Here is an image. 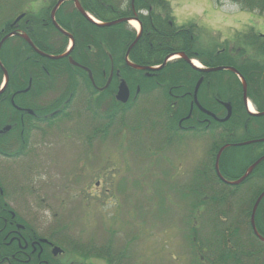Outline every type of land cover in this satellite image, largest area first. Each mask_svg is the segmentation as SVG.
<instances>
[{
	"label": "flooded vegetation",
	"instance_id": "flooded-vegetation-1",
	"mask_svg": "<svg viewBox=\"0 0 264 264\" xmlns=\"http://www.w3.org/2000/svg\"><path fill=\"white\" fill-rule=\"evenodd\" d=\"M134 1L130 2L133 15L123 18H134L141 14V10L135 9ZM78 2L82 8L85 7L81 0H39V8L32 10V28L23 24L26 17L24 13V17L14 18L7 30L0 29V264H129L124 255L113 256L111 262L105 259L102 253H91L89 257L86 256L87 259L83 257V261L78 256L71 258L69 244L65 243V239L52 227L47 226L45 220L40 218L33 208L35 204L39 207L35 195L39 193L41 162L48 159L56 146H65L71 139L78 140L80 147L75 159V170H78L75 171V176L67 177L70 180L66 183V188L70 190L68 194L80 192L82 197L91 187L88 186L87 179L96 176L101 180L97 181L96 190L107 178L112 179L111 187L114 188V179L117 177L115 173H118L120 166L117 139L119 120L121 113L127 108L124 114V117L128 118L125 123L127 129H124V132L132 135L128 140L129 149L138 141H144L146 147L151 146L153 142L156 143L154 146L169 144L170 142L161 143L158 140V137H161L162 125L168 129L176 128L169 132L173 136L170 141H178L173 151L176 155L180 149L182 158L184 145L179 139V134L182 136L183 132L198 131L202 133L201 131L213 129L216 123L224 129L225 135L230 136L223 144L230 145L229 148L247 147V142L264 137V26L260 21L255 20L251 25L249 20L243 21L245 30L239 34L240 39H236L228 48L222 47L216 52L217 55L228 53L233 59H237L236 61L239 60L237 69L246 83L245 92V85L236 73L233 74L237 78H220L216 74L197 70L194 88L201 82L198 92L195 94L193 89L192 93L186 90L183 94L190 97L188 113L182 116L176 112L177 116L174 117V104L177 111H180L182 95L155 90L141 92L140 87L132 91L127 83L130 98L123 104L117 100L122 79L118 78L112 96L120 107L116 106L114 109L113 105V112H108L107 106L113 99L105 100L103 92L114 83L115 75L118 77L119 72H114L116 60L112 53H109L112 69L104 85H97L93 70L86 63L79 61L75 33L80 28V23L74 15V9L80 15L83 14L78 8ZM117 6L127 7L123 3ZM139 31L142 37V22ZM23 35L31 39L33 46ZM20 39L30 45L31 54L24 56V51L15 52L16 46H23ZM92 47L87 48L90 50ZM104 48L102 45L100 48L95 46V54L89 55V63L99 64L101 58L98 57L102 56ZM105 52L109 51L105 49ZM64 54L66 56L61 59L50 57ZM4 55L11 59L13 69L10 70L5 64ZM30 56L31 64L28 63ZM54 61H62L59 64L63 67L56 68V63L52 64ZM124 61L126 63V53ZM66 63L83 71L90 79L93 89L89 90L83 76L77 72L76 79L80 89L74 94ZM204 65V69L209 67L206 63ZM23 69L25 73H19ZM109 80L110 83L105 88ZM235 80L241 82L240 90ZM220 81H223V84L233 82L236 90L227 87L224 94H220L217 91L218 85H221ZM166 93L171 94V98L162 100L161 94ZM154 95L157 96L154 98ZM141 104H144L143 116L139 115L140 109L136 110ZM182 104L185 108L184 102ZM229 109L232 111L229 120L220 122L228 115ZM169 110L170 113H165ZM141 117L143 122L138 121ZM168 117L171 121H163ZM234 117L239 119V124L233 126L230 120ZM188 119H192L190 125L184 122ZM198 139L201 145L206 142L205 137ZM208 142L209 140L205 144ZM94 145L96 148L93 150ZM164 149L167 148L161 147L163 152ZM114 152L118 155L113 156ZM105 155L111 163V167L106 166L109 170H105V165H99L98 159L103 160ZM263 155L264 153L260 154L256 159ZM162 156L166 159L170 157L165 154ZM123 162L127 165L126 160ZM152 164L150 161V167ZM144 225H147L146 221ZM56 246L63 249L57 255L54 254ZM112 246L114 247L113 244ZM166 254L168 255V251Z\"/></svg>",
	"mask_w": 264,
	"mask_h": 264
},
{
	"label": "trees",
	"instance_id": "trees-1",
	"mask_svg": "<svg viewBox=\"0 0 264 264\" xmlns=\"http://www.w3.org/2000/svg\"><path fill=\"white\" fill-rule=\"evenodd\" d=\"M31 0H0V29H8L9 23L22 11L27 9L25 5ZM84 2L86 11H89L100 20L105 22L113 21L121 17L132 16V4L127 3V7H117L118 0H81ZM232 3L240 6L242 10L264 12V0H230ZM159 4V6L156 5ZM134 6L136 10H148V15H136L141 20L144 28V33L141 39L133 47L130 52V60L140 64L157 66L161 65L164 60L172 53L185 52L190 58H198L201 62L206 63L208 66H223L231 65L239 67L238 63L233 56L228 53L216 54V50L212 48H204L197 50V36L195 32V25H177L173 21V15L169 1L167 0H135ZM151 8V10H150ZM160 10V11H159ZM128 11V12H127ZM123 12V13H121ZM127 12V13H126ZM74 15L80 23V28L75 33L77 40V51L79 53V61L86 63L94 72V78L97 85H104L106 77H108L112 65L110 62L109 53H112L115 63L114 72L118 71V77L115 75L114 83L103 92V98L113 99L112 103L108 104L107 111L113 112V108H119L120 105L116 104L112 96L115 88V81L118 78H124L130 85L132 91L140 87L143 91H165L172 92L173 94H183L186 90L192 92L194 85V70L184 59L178 58L167 63V65L157 71H141L133 69L124 61L125 53L129 45L134 41L137 36L135 30L131 29L127 23H120L111 27H103L87 21L74 9ZM70 16V15H69ZM34 14L27 12L23 24L32 28ZM22 45L15 47L16 53L24 51L26 54L32 53V48L25 41L20 39ZM78 42L79 45L78 46ZM105 47L99 64H91L88 61L91 53L95 54L94 47ZM88 46H93L88 50ZM105 49L109 52L106 53ZM5 64L13 69L11 59L7 58ZM232 61H228V60ZM32 56L29 57L28 63L31 64ZM62 61H54L56 68L63 67ZM69 79L71 82V89L74 94L80 89L79 81L76 79V74L79 72L87 84L89 90L93 89L90 79L85 76L81 70L66 63ZM9 70V71H10ZM16 70V69H15ZM25 73V69L19 73ZM54 72V71H53ZM18 73V74H19ZM11 74V71H10ZM225 74L230 76L234 75L229 71L218 72L220 78ZM13 75L11 74V77ZM2 72H0V80ZM235 78L236 75H234ZM236 81V80H235ZM239 86L238 80L236 81ZM218 85L217 91L224 94L226 88L231 87L236 90L234 84L227 82ZM182 85V86H181ZM175 92V93H174ZM171 98V94H161V99L166 100ZM174 101L176 99L173 98ZM181 108L177 111L176 104H174L173 116H177L178 112L182 116H186L190 108L189 96L182 95ZM108 101V100H107ZM106 102V101H105ZM184 102V105L182 104ZM117 106V107H116ZM128 109V108H127ZM124 110L121 113L119 120L120 126H125L128 118L124 117L126 113ZM144 109L139 110V115H144ZM170 113V110L165 112ZM139 117V116H138ZM143 122V118L138 119ZM163 121H171V118L164 119ZM192 119L185 120L184 122L191 124ZM230 123L234 125L239 124L238 118H232ZM227 125V123H225ZM162 129H168L162 125ZM176 129V128H172ZM168 130L161 134L166 141H170L173 136L169 135ZM195 132L197 138L205 137L206 142L209 140V151H207L205 159L202 161L201 166L196 168L194 177L192 178L189 187L182 190L187 199L183 200V206L177 219L182 222L183 237L188 241L190 248L195 256V260L203 264V260L208 264H264V243L260 242L252 233L249 223L246 221L240 223L239 220L229 221L232 210L234 209V202L226 203L227 201V187L217 177L215 170V157L219 148L229 140V135H225L224 129L216 123L213 129L206 131ZM200 133V134H199ZM180 137V134H179ZM157 140V138H155ZM160 140V137H158ZM264 143L256 145H248L242 148H229L221 157L220 170L224 177L229 180L240 177L245 170L251 165L256 158L264 153ZM259 169V168H258ZM258 169L255 171L257 173ZM260 176L264 181V165L259 169ZM255 176V175H254ZM253 176L249 179L252 180ZM214 182V183H212ZM239 187V186H238ZM234 187L232 193H238L239 188ZM264 189V185L257 186L252 197L253 204L256 197ZM212 192V193H209ZM220 195V197L218 196ZM248 207L245 208V210ZM186 212L188 218L182 219L183 213ZM245 214V211H244ZM251 207L247 209V215L250 217ZM256 223L259 231L264 235V200L260 204ZM194 246V249H193ZM206 249L212 250L213 254H206ZM104 253H107L112 258L115 252L111 249L110 245H105L101 248ZM211 259L213 260L211 262ZM53 264H59L55 262ZM205 264V263H204Z\"/></svg>",
	"mask_w": 264,
	"mask_h": 264
},
{
	"label": "rangeland",
	"instance_id": "rangeland-1",
	"mask_svg": "<svg viewBox=\"0 0 264 264\" xmlns=\"http://www.w3.org/2000/svg\"><path fill=\"white\" fill-rule=\"evenodd\" d=\"M38 1L30 2L29 7L37 10ZM171 1L175 11L196 7L203 9L202 15L186 16L182 24L195 25L198 45L196 49L199 51L204 48L212 50L213 44L217 50L224 45L235 43L236 39H240V35L236 33L242 30V27L238 29L232 25L241 26L245 20H249L250 25L255 20L261 23L264 21V12L242 10L230 0H211L208 4L203 3V0ZM117 3L119 4L120 0ZM156 5L159 6L158 3ZM235 15L237 17H234ZM242 16L247 18L242 19ZM174 22L177 24L176 18ZM131 137L130 133L124 131L117 134L118 154L125 156V159L114 152L113 156L118 155V159L120 158L114 188L111 187V178L104 179L95 196L93 194L96 189L90 187L88 190L91 191L82 197L79 193L70 196L68 194L70 190L66 188V183L70 181L67 177L75 176V171L78 170H75V159L79 153V141L71 139L65 146L53 148L46 162V169H40L38 197L40 203L39 207L36 204L33 207L35 212L45 220L47 226L52 227L67 242H80L82 247L88 246L90 251L99 250V246H103L104 243L113 244V251L128 258L129 264H200L195 260L188 241L183 237L182 222L177 219V215L182 210L183 200L187 199L182 190L189 187L191 168L205 158V145L197 143L195 147L196 139L190 137L193 142L191 147H183L182 158L180 149L176 155L173 151L177 145L176 140L166 141L164 137H160L161 143L170 142L162 145L163 148H167L163 154L170 156L167 161L164 157H159L158 153L154 156L144 141L136 142L129 149L128 140ZM95 148L94 145L93 150ZM177 157L183 161L180 162ZM153 158L157 159L152 161ZM108 159L106 155L103 160L98 159L99 165H105V170H109L106 166L111 167ZM125 160L130 164L126 161V165L123 162ZM150 161L153 162L151 167ZM174 170H181L188 176L187 179ZM98 180L97 176L88 178L87 184L92 185ZM231 191L227 188V193ZM104 199L109 203L104 204ZM118 199L121 206H117ZM229 201L234 202L229 221H236L237 218L240 223L245 221L249 223L247 209L251 203L245 210L249 199L242 195L238 198L237 193H232ZM114 216L117 218H113ZM144 217L151 218L150 228L144 225L146 221ZM184 217L188 218L186 212L183 213L182 219ZM109 231H113L114 234L110 235ZM80 245L77 248H82ZM206 254L211 255L213 251L206 249ZM70 256L73 259L78 256L82 261L83 257L87 259L79 251L70 252ZM63 258L64 256L61 257Z\"/></svg>",
	"mask_w": 264,
	"mask_h": 264
},
{
	"label": "water",
	"instance_id": "water-1",
	"mask_svg": "<svg viewBox=\"0 0 264 264\" xmlns=\"http://www.w3.org/2000/svg\"><path fill=\"white\" fill-rule=\"evenodd\" d=\"M78 8L80 9V11L82 12V14L88 19V20H90V21H92V22H94V20L92 19V17L87 13V12H85L84 10H83V8L81 7V5L79 4V2H78ZM125 19H122V20H117V21H112V22H108V23H104L103 25H106V26H110V25H114V24H117V23H120V22H122V21H124ZM23 37L29 42V44L31 45V46H33V42L31 41V39L28 37V36H26V35H23ZM139 40V36L137 37V39L131 44V46L129 47V49H128V51H127V56H128V54H129V52L131 51V49H132V47L136 44V42ZM178 55H179V57H182V58H184L188 63H191V61H190V59H189V57L185 54V53H177ZM173 55H175V54H172L171 56H173ZM66 55L64 54V55H59V56H50L51 58H53V59H60V58H63V57H65ZM73 61V60H72ZM126 61H127V64L129 65V66H131V67H133V68H136V69H142V70H156V69H158V68H160V67H156V68H154V67H148V66H141V65H137V64H135V63H133V62H130L129 60H128V58H126ZM75 63V62H74ZM165 64H166V61H165V63L161 66V67H164L165 66ZM193 67H195L194 65H193ZM222 69H229V70H232V71H234V72H238L235 68H233V67H214V68H209V69H205L204 71H208V72H210V71H217V70H222ZM90 76H91V73H90ZM111 80V79H110ZM110 80H109V83H110ZM108 83V84H109ZM199 85H200V82L198 83V85H197V87H196V93H197V91H198V88H199ZM244 90L246 91V83H244ZM129 95H130V92H129V88H128V86H127V84H126V82H125V80H123L121 83H120V86H119V92H118V94H117V98L120 100V101H122V102H127L128 101V99H129ZM229 118V115H228V117L226 118V119H228ZM225 119V120H226ZM224 148L225 147H223L221 150H220V152H219V154H218V157H217V160H216V169H217V172H218V174L221 176V174H220V171H219V160H220V156H221V154H222V151L224 150ZM258 162L259 161H257L255 164H253L250 168H249V170H248V173L246 174V175H244V177H242L241 179H239V180H237L236 182H233L232 184H239L241 181H243L252 171H253V169L255 168V166L258 164ZM221 178H223L222 176H221ZM264 197V192L260 195V197L258 198V200H257V202H256V204H255V206H254V208H253V212H252V216H251V224H252V226H253V229H254V233H255V235L262 241V242H264V237L258 232V230H257V228H256V225H255V216H256V211H257V207H258V204L260 203V201H261V199ZM56 249L57 250H55L54 252H55V254H57L58 252H59V250H60V248L59 247H56ZM61 251V250H60Z\"/></svg>",
	"mask_w": 264,
	"mask_h": 264
},
{
	"label": "clouds",
	"instance_id": "clouds-1",
	"mask_svg": "<svg viewBox=\"0 0 264 264\" xmlns=\"http://www.w3.org/2000/svg\"><path fill=\"white\" fill-rule=\"evenodd\" d=\"M168 2V0H167ZM211 0H203V3L208 4L210 3ZM141 14L144 16L148 15V12L146 10H141ZM203 14V9L200 7H196L194 9H189V8H183V9H177L176 11L172 12V15L176 18L177 20V24L182 25L185 22V18L186 16L189 15H202ZM242 19H246V16H242ZM237 27L238 29L241 27L240 25H232ZM262 26H264V21H262ZM140 29V27H139ZM194 63L197 64V66H201L199 65V63L197 61H193Z\"/></svg>",
	"mask_w": 264,
	"mask_h": 264
},
{
	"label": "bare ground",
	"instance_id": "bare-ground-1",
	"mask_svg": "<svg viewBox=\"0 0 264 264\" xmlns=\"http://www.w3.org/2000/svg\"><path fill=\"white\" fill-rule=\"evenodd\" d=\"M118 7V6H117ZM131 24H132V26L133 27H136L137 29L139 28V24L137 23V21H132L131 22ZM194 61H197V60H194ZM198 62V61H197ZM199 63V62H198ZM196 64V63H195ZM197 65V64H196ZM199 65H200V63H199Z\"/></svg>",
	"mask_w": 264,
	"mask_h": 264
}]
</instances>
